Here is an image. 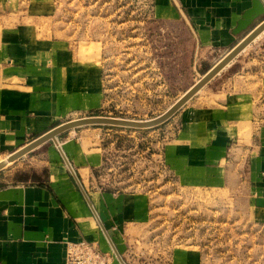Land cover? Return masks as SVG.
<instances>
[{"label":"crops","instance_id":"obj_1","mask_svg":"<svg viewBox=\"0 0 264 264\" xmlns=\"http://www.w3.org/2000/svg\"><path fill=\"white\" fill-rule=\"evenodd\" d=\"M152 3L155 17L185 23L197 47L221 52L214 63L199 68L202 75L264 19L262 14L235 31L251 0ZM49 5L50 0H0V156L75 112L82 117L94 112L87 111L93 107L86 92L68 80L73 66L67 74L59 72L62 42L39 37L35 29V21L47 18ZM170 119L175 132L160 156L178 182L226 190L227 201L242 194L264 219V30ZM83 131L92 140L98 136ZM64 139L60 157L48 154L43 161L0 170V264H64L66 243L82 239L111 252L112 264L137 263L127 257L126 244L150 237L148 197L94 184L103 161L100 147L85 151L72 133ZM168 264L202 260L195 250L173 246Z\"/></svg>","mask_w":264,"mask_h":264},{"label":"rangeland","instance_id":"obj_2","mask_svg":"<svg viewBox=\"0 0 264 264\" xmlns=\"http://www.w3.org/2000/svg\"><path fill=\"white\" fill-rule=\"evenodd\" d=\"M152 5V0H50L47 18L35 21L39 37L62 42L59 72L67 74L73 66L68 80L86 92L91 116L154 118L202 76L203 64L220 57L219 51L197 47L182 21L155 17ZM170 122L69 129L1 170L43 161L48 154L60 157L65 135L72 133L85 151L94 145L102 151L94 184L149 199L150 237L126 244L133 263L168 264L172 247L181 246L197 251L202 264H264V219L247 198L235 193L227 201L226 190L183 186L164 164L162 147L176 128ZM86 129L97 132L95 140L82 133Z\"/></svg>","mask_w":264,"mask_h":264},{"label":"water","instance_id":"obj_3","mask_svg":"<svg viewBox=\"0 0 264 264\" xmlns=\"http://www.w3.org/2000/svg\"><path fill=\"white\" fill-rule=\"evenodd\" d=\"M264 14V0H251V7L247 9L237 21L236 32L247 28L254 19ZM264 30V19L253 27L236 45H234L218 62L210 67L194 84H192L170 107L162 114L146 120L124 119L108 116H85L62 122L43 134L37 136L18 149L11 152L6 160L0 161V170L8 163L14 162L25 154L42 146L49 140H55L60 133L85 125H112L131 128H150L165 122L179 110L193 95L207 84L221 71L235 56L240 53L255 37Z\"/></svg>","mask_w":264,"mask_h":264},{"label":"built area","instance_id":"obj_4","mask_svg":"<svg viewBox=\"0 0 264 264\" xmlns=\"http://www.w3.org/2000/svg\"><path fill=\"white\" fill-rule=\"evenodd\" d=\"M113 254L102 251L97 242L79 240L67 242L64 264H112Z\"/></svg>","mask_w":264,"mask_h":264},{"label":"bare ground","instance_id":"obj_5","mask_svg":"<svg viewBox=\"0 0 264 264\" xmlns=\"http://www.w3.org/2000/svg\"><path fill=\"white\" fill-rule=\"evenodd\" d=\"M5 159V158H4ZM6 160V159H5ZM9 164V163H8ZM113 250H115V249H113ZM120 256V255H119ZM120 258V257H119ZM117 262V261H116ZM122 262V261H121Z\"/></svg>","mask_w":264,"mask_h":264}]
</instances>
